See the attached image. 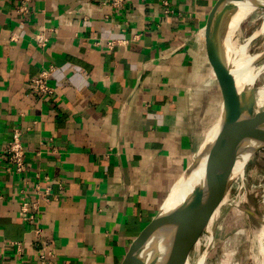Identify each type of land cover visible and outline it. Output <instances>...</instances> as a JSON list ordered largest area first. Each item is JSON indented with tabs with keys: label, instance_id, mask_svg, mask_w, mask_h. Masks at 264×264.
<instances>
[{
	"label": "crops",
	"instance_id": "crops-1",
	"mask_svg": "<svg viewBox=\"0 0 264 264\" xmlns=\"http://www.w3.org/2000/svg\"><path fill=\"white\" fill-rule=\"evenodd\" d=\"M20 1L0 0V264H40L38 227L55 247L53 264H125L205 138L202 68L216 74L223 108L227 80L206 50L219 0H130L118 10L32 0L26 14ZM51 67L54 93L34 92L31 79ZM16 128L27 184L2 155ZM37 183L49 201L27 222L20 190L32 204Z\"/></svg>",
	"mask_w": 264,
	"mask_h": 264
},
{
	"label": "water",
	"instance_id": "water-1",
	"mask_svg": "<svg viewBox=\"0 0 264 264\" xmlns=\"http://www.w3.org/2000/svg\"><path fill=\"white\" fill-rule=\"evenodd\" d=\"M243 6L256 11L264 8V0H219L206 26L208 54L214 68L219 69L220 67L223 70L228 85V93L224 96L223 104L225 119L220 134L209 153L208 168L202 179L190 187L182 198L171 201L170 198L176 184L193 167L197 153L191 164L173 184L157 214L134 241L125 264H152V259L148 256L156 248L157 242L168 234L174 239L179 238L180 228L187 221L203 207L208 211L206 202L213 195L220 193L221 189L231 180L237 158L247 151L251 152L254 145L264 139L263 113L257 110L255 83L239 89L231 71V68L246 71L239 59L233 55L234 44L240 54L247 52V48L241 49L243 44L240 45L237 39L243 20L235 29H231L229 25L230 19ZM250 213L253 214V212ZM212 240L204 251V257L207 255ZM192 241L194 238L191 237L186 240L183 254L175 260L174 264H186L190 257ZM204 260H200L198 264H203Z\"/></svg>",
	"mask_w": 264,
	"mask_h": 264
},
{
	"label": "rangeland",
	"instance_id": "rangeland-1",
	"mask_svg": "<svg viewBox=\"0 0 264 264\" xmlns=\"http://www.w3.org/2000/svg\"><path fill=\"white\" fill-rule=\"evenodd\" d=\"M237 39L240 45H247V52L240 54L234 44L233 55L239 59L246 71L260 69L255 88L256 95H262L264 93V8L250 10L243 18ZM232 70L236 78L235 69ZM213 74L209 66L204 70L202 68L195 90L197 99L205 111L204 137L217 123L221 111L219 83L216 74L214 76ZM206 207L209 212L205 207L201 208L200 214L204 219L194 225L195 235L190 236L194 241L190 246L189 264L200 262L208 246V236L211 231H213V240L203 264H264L260 240L264 242V139L255 144L245 166L244 175L231 178L220 193L213 195L206 202Z\"/></svg>",
	"mask_w": 264,
	"mask_h": 264
},
{
	"label": "bare ground",
	"instance_id": "bare-ground-1",
	"mask_svg": "<svg viewBox=\"0 0 264 264\" xmlns=\"http://www.w3.org/2000/svg\"><path fill=\"white\" fill-rule=\"evenodd\" d=\"M250 10L251 8H248L246 6L241 7L235 13V15H233V17L230 19V22H229L230 28L231 29L237 28V26L241 23L243 18L247 14H249ZM245 48H247V45L243 44L241 49L245 50ZM235 73H236L237 86L239 89H242L243 87L247 85H252L256 82V80L260 76V69L258 68L250 69L249 72H246V71L243 72L238 69H235ZM257 110L263 113V121H264V112H263L264 111V93L262 95H257ZM224 119H225V112H224V107H223L221 108L220 117L217 123L214 124L207 131L205 139L202 145L200 146L197 159L193 167L176 184L173 194L170 198L171 201L182 198L185 192H187L190 189V187H192L196 182H198L204 176L208 168V164H209V153L215 141L217 140L218 135L220 134ZM252 151L251 152L247 151L241 154L237 158L235 162V166L231 174L232 175L231 178H233L234 176L244 175L245 166L251 157ZM203 219L204 217L200 214V211H199L195 216H193L189 221H187V223H185L180 228L181 235L179 238L174 239L173 237H170L169 234L163 236L157 242L156 248L148 256L150 259H152V264H174L175 260L182 256L186 240L190 238L191 235H195L194 225H196L198 221H203ZM212 239H213V231H211L210 235L208 236L209 242ZM260 240H261L262 252L264 255V242L262 241V239ZM204 258L205 257L203 254L201 261H203ZM186 264H189V260L186 262Z\"/></svg>",
	"mask_w": 264,
	"mask_h": 264
},
{
	"label": "built area",
	"instance_id": "built-area-1",
	"mask_svg": "<svg viewBox=\"0 0 264 264\" xmlns=\"http://www.w3.org/2000/svg\"><path fill=\"white\" fill-rule=\"evenodd\" d=\"M32 0H21L17 10L21 14H26L29 12V3ZM130 0H101L103 5L110 6L113 9H120L124 7ZM33 39L38 46H45L48 41V36L46 32L40 30L35 32L33 35ZM114 41L110 40L107 42V46L112 48L114 45ZM54 71V67L42 70L37 74L34 78L31 79L29 83V87L36 93L40 95H52L54 93V87L49 84V79ZM23 134L21 130L14 129L13 135L11 139L7 142L3 150V157L7 161L8 166L12 170V172L17 175L20 180L27 184L29 180H27L26 173L28 170V161H27V151L23 142ZM36 184V195L38 197L35 198V201L30 204L29 201L26 200L25 190L22 188L20 191L23 194L22 203L20 206V213L24 220L27 222H32L34 218V214L32 212L39 211L40 200L49 201L46 196H43V193L40 190V187ZM49 188L45 190L46 193L49 192ZM40 195V196H39ZM4 195L0 194V198H3ZM33 210V211H32ZM35 239L32 242V246L34 248V256L40 262V264H53L54 259L56 258L55 247L47 241L42 235V229L40 227L34 230ZM12 244L16 245L17 253H20L22 250V245L19 242H13Z\"/></svg>",
	"mask_w": 264,
	"mask_h": 264
}]
</instances>
